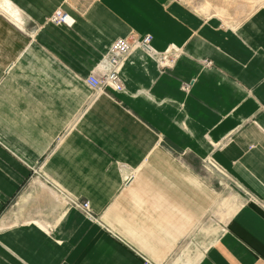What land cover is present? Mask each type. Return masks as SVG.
<instances>
[{
    "label": "crops",
    "instance_id": "crops-1",
    "mask_svg": "<svg viewBox=\"0 0 264 264\" xmlns=\"http://www.w3.org/2000/svg\"><path fill=\"white\" fill-rule=\"evenodd\" d=\"M9 3L21 20L0 15V264L164 262L201 209L164 152L213 159L255 198L195 264H264V1L235 26L182 0ZM58 8L70 26L48 22ZM131 34L180 52L162 67L135 48L121 91L91 90L83 79ZM47 180L102 223L63 207Z\"/></svg>",
    "mask_w": 264,
    "mask_h": 264
},
{
    "label": "rangeland",
    "instance_id": "rangeland-1",
    "mask_svg": "<svg viewBox=\"0 0 264 264\" xmlns=\"http://www.w3.org/2000/svg\"><path fill=\"white\" fill-rule=\"evenodd\" d=\"M190 9H193L199 14L205 16L215 15L218 16L225 25L235 26L240 19H242L247 13L253 10L257 5H260L264 0H182ZM10 0H0V15L6 16L11 19L18 17L21 20L20 11L14 7ZM7 3L15 10V17L9 15L4 11L7 8ZM7 5V6H6ZM60 8L54 10L52 14H49L48 22L55 24L54 15H57ZM15 19V20H16ZM21 23V22H20ZM17 23L21 30L32 32L34 28L33 23ZM58 25V24H55ZM28 27V28H27ZM33 33H31L32 35ZM130 36H139L131 34ZM31 40V38H30ZM171 48V47H170ZM173 53V50L171 49ZM180 51L177 52V55ZM176 55V56H177ZM180 55V54H179ZM171 157L167 152L163 153V164L168 166L174 173L177 171L179 176H188L194 179V194L196 204L200 205L195 226L188 232L184 233V238L180 240L177 247L169 254L167 259L160 264H195L209 245L210 241L225 229V223L234 210L243 202L254 200L249 192L239 189L236 184L222 171V169L213 161V159H206L203 162H196L184 160V155L174 154ZM173 158V159H172ZM159 169L155 167H148V170ZM163 171L167 168L163 166ZM31 177L39 176L41 174L36 167L31 166ZM162 171V172H163ZM168 170L169 173H171ZM164 173V172H163ZM126 174V178L130 175ZM41 177V176H40ZM42 182L44 179H38ZM184 178L181 180L183 181ZM186 180V179H185ZM125 181V180H124ZM44 182V181H43ZM51 187V191L55 199L65 208H74L80 211L87 219L92 222H101L98 216L92 214L91 217L82 212L79 208L68 205L69 199H77L79 203L87 202L88 200L81 199L72 196L63 188L51 183L47 180L45 182ZM189 184V183H188ZM187 184H184L186 186ZM189 190L190 189V184ZM201 197V201L199 200ZM68 199V202L66 203ZM200 202V203H198ZM89 204V202H87ZM90 206V204H89ZM91 210V207H90ZM92 212V210H91ZM229 215V216H228ZM227 217V218H226ZM225 221V222H224ZM117 238V237H116ZM145 264H150L146 258L143 260Z\"/></svg>",
    "mask_w": 264,
    "mask_h": 264
},
{
    "label": "built area",
    "instance_id": "built-area-1",
    "mask_svg": "<svg viewBox=\"0 0 264 264\" xmlns=\"http://www.w3.org/2000/svg\"><path fill=\"white\" fill-rule=\"evenodd\" d=\"M55 24H64L66 26H70L72 21L68 14L63 11H59L57 15H54ZM151 35L143 34L141 36H126L119 37L114 40V42L108 48L106 54L103 56L102 60L96 67L94 71H91L83 80L85 84L93 91H102L104 89L110 88L115 91H121L123 89V82L120 76L121 65L126 56L130 53V51L135 48L142 49L147 52L153 58L156 59L160 66H167V64H171L176 55L177 51L173 47H168L167 50L157 51L151 47ZM172 55L171 58L168 56ZM187 87L186 85L184 88ZM129 178H126L125 181H128ZM67 201L66 203L68 202ZM68 205L70 207L74 206L79 208L82 212H84L88 218L91 217L90 206L87 202L79 203L77 199H69Z\"/></svg>",
    "mask_w": 264,
    "mask_h": 264
},
{
    "label": "bare ground",
    "instance_id": "bare-ground-1",
    "mask_svg": "<svg viewBox=\"0 0 264 264\" xmlns=\"http://www.w3.org/2000/svg\"><path fill=\"white\" fill-rule=\"evenodd\" d=\"M8 5V6H7ZM7 8H4V11L5 12H7V13H9V15H11V16H13V17H15V10L14 9H12V7H10V5H9V3H7ZM71 21H72V23H73V20L71 19ZM71 23V24H72ZM132 175V174H131ZM126 182H128V181H125V183ZM44 188V187H43ZM229 216V215H228ZM227 218V217H226ZM225 222V221H224Z\"/></svg>",
    "mask_w": 264,
    "mask_h": 264
}]
</instances>
